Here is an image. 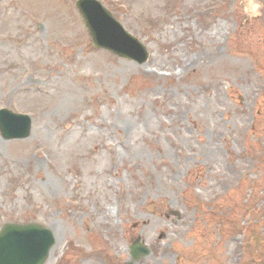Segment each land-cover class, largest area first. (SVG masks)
<instances>
[{
  "label": "rangeland",
  "instance_id": "1",
  "mask_svg": "<svg viewBox=\"0 0 264 264\" xmlns=\"http://www.w3.org/2000/svg\"><path fill=\"white\" fill-rule=\"evenodd\" d=\"M77 1L0 0V109L33 122L0 132V228L54 230L44 264H264V0H98L145 63Z\"/></svg>",
  "mask_w": 264,
  "mask_h": 264
},
{
  "label": "water",
  "instance_id": "2",
  "mask_svg": "<svg viewBox=\"0 0 264 264\" xmlns=\"http://www.w3.org/2000/svg\"><path fill=\"white\" fill-rule=\"evenodd\" d=\"M77 7L98 48L145 63L149 52L98 0H78ZM32 118L8 108L0 110V132L6 139H24L31 135ZM55 244L52 230L39 223H6L0 229V264H44ZM150 249L140 240L132 246L135 258ZM127 264H134L129 262Z\"/></svg>",
  "mask_w": 264,
  "mask_h": 264
},
{
  "label": "bare ground",
  "instance_id": "3",
  "mask_svg": "<svg viewBox=\"0 0 264 264\" xmlns=\"http://www.w3.org/2000/svg\"><path fill=\"white\" fill-rule=\"evenodd\" d=\"M109 214V215H108ZM112 215V211H111V209L109 208V209H107V211H106V215H104L103 217L106 219L105 221H109V218L107 217V216H111ZM54 231V230H53Z\"/></svg>",
  "mask_w": 264,
  "mask_h": 264
},
{
  "label": "flooded vegetation",
  "instance_id": "4",
  "mask_svg": "<svg viewBox=\"0 0 264 264\" xmlns=\"http://www.w3.org/2000/svg\"><path fill=\"white\" fill-rule=\"evenodd\" d=\"M91 255V254H90Z\"/></svg>",
  "mask_w": 264,
  "mask_h": 264
}]
</instances>
